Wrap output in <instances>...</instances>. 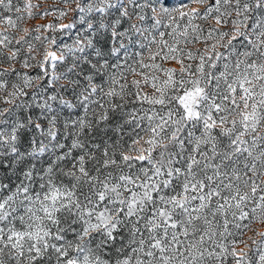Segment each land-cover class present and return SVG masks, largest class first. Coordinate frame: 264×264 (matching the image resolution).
Segmentation results:
<instances>
[{"label":"snow or ice","instance_id":"obj_1","mask_svg":"<svg viewBox=\"0 0 264 264\" xmlns=\"http://www.w3.org/2000/svg\"><path fill=\"white\" fill-rule=\"evenodd\" d=\"M174 2L158 10L155 0H75L82 32L59 54L45 50L41 74L0 70V125L13 117L0 127V264H252L243 235L264 222V0H192L207 5L202 14ZM32 7L25 4L29 16ZM0 9L12 12L13 0ZM177 15L187 18L182 30ZM162 16L171 44L152 31ZM196 19L214 21L207 35ZM3 22L16 27L11 16ZM202 38L214 42L185 57L179 45ZM10 44L0 35V48ZM32 52L29 44L25 69ZM157 56L179 63V78ZM126 73L150 82L153 94L139 91V79L135 94L127 91ZM133 95L149 107L127 110ZM108 131L129 136L126 150ZM248 239L264 264V239Z\"/></svg>","mask_w":264,"mask_h":264},{"label":"rangeland","instance_id":"obj_2","mask_svg":"<svg viewBox=\"0 0 264 264\" xmlns=\"http://www.w3.org/2000/svg\"><path fill=\"white\" fill-rule=\"evenodd\" d=\"M83 3H87V0H82ZM143 2V0H141ZM26 3H31L33 7L30 9L32 12V15L29 16L28 12L29 9L25 8ZM181 3L187 4V8L185 10H190L192 8L199 9L200 13L202 14L205 10L207 5H202L199 3H194L192 0H175L174 4L170 3L171 6L179 7ZM208 4H213L214 0H207ZM155 4L157 9L159 10L161 6V0H155ZM75 0H69V3H65L64 0H13V11L12 12H5L3 9H0V35H7L10 40L11 44L7 48H0V52L3 53V51H6L7 54L0 55V58L7 59V56L10 54V52L14 49H19V55L15 61H10L7 59L8 62L6 63H0V70L2 69H8V68H15L17 71L20 72H28L29 75L35 76L38 74H41L40 68L37 66V62L42 59L43 53L45 50H50L57 52L59 54L60 46L63 44H71L72 39L70 37H75L77 32H82V22L80 20V13L78 11H72L70 9H75ZM19 7L21 11L17 13L15 11V8ZM131 10V9H130ZM64 11L66 14L61 16L60 12ZM149 17L153 15L150 11L147 13ZM5 16H11L14 21H16V27H12L11 25L7 24L6 22H3V17ZM177 20H179L180 28L182 30L183 26L187 24V18H179L177 15ZM162 19V26L158 29H153V33L155 34L156 38L159 39V32H165L166 35L164 37L165 40H167L170 44L172 43V38L167 35L168 32L172 31V27L165 28L163 27V24L170 23L167 17H161ZM135 17H133L132 21L125 22L123 27H127L128 23H134ZM72 23L76 25L75 28L68 30V29H60L59 25L61 24H68ZM151 23V20L148 21V24L140 25L141 27L147 28L149 24ZM194 23L201 26L203 30V35H207V29L210 26H214V21L212 20H203V19H196L194 20ZM47 25H54L56 26L55 30L52 28L46 27ZM176 25H173L175 27ZM27 30V31H26ZM224 30H227L225 28ZM20 37H24L25 43H17V40L20 39ZM36 37H40V39H36ZM56 40L55 45H51L52 39ZM142 40L144 44L147 45V41L143 40L142 38H139ZM151 39V37H149ZM214 41L208 40L207 42L202 38L198 42L192 43V44H180L179 47L183 49L185 57L188 51H192L195 55H199L205 50L206 44L210 46ZM29 44L33 45V52L32 55H34L35 59H30V64L32 65L31 68L25 69L22 66V61L29 55L28 53V46ZM152 51H157V46L155 44L150 46ZM134 51H139V48H134ZM223 51V49H219ZM163 51H167L164 49ZM123 54L121 53V56ZM143 57L145 63H152L151 60L148 59L149 52L147 48L143 50ZM135 59H139V57H136ZM115 62V61H113ZM156 63L161 64L163 67H170L175 68L177 70V78H179V63H177L175 60H163L161 56H157L155 59ZM185 64H193L195 65L198 61L197 60H188L184 59ZM128 64H132L133 66L138 68V65L134 63L133 59L128 60ZM66 65H59L57 68V71H63ZM138 70H140L138 68ZM219 69H217L218 71ZM50 71V68H49ZM143 71L145 74L151 76L153 74L159 76L162 79H164V74L162 72H158L155 70H149V69H143L140 70ZM9 79L10 83L12 82H18L15 75L10 73L6 77ZM133 79H139L141 80V85L139 88V91L142 94L152 95L154 92V89L151 86V83H145L142 79V77L135 75L133 73H126V81L122 80L121 82H127L128 83V89L127 91L132 92L135 94V92L138 90L135 86L131 84V81ZM99 82V81H98ZM126 99L129 101L127 104V110H131L133 107L135 108H141L142 106L147 108L149 105L141 104L140 101L135 100L134 95L126 97ZM119 102V101H117ZM1 107H7L5 104H1ZM159 107V106H157ZM71 110H66L65 115H68V113ZM77 112H80L81 110L77 109ZM20 113H18L19 115ZM75 118V116H73ZM13 120V117L7 116L5 117L6 123L4 125H0V127H10L11 121ZM113 128H115V124L112 125ZM129 132L128 126L124 127V133ZM199 130H197L198 134ZM143 135V133H141ZM110 138V142H115L117 140H120L121 143H130V138L128 135H124L120 132L116 131H108L107 137ZM67 143L70 144V140L67 141ZM78 154V153H77ZM260 180L264 181V175L260 176ZM264 231V222L259 221H252L249 224V228L247 231L244 232L243 239L248 243L249 248L246 249L248 251L249 257L252 261V264H256V259L258 255V250L256 245L251 244V240H249V237H252L256 240H261L264 238H261L256 235L257 232ZM237 249L244 248V244H238ZM227 264H234V262L229 258L227 261Z\"/></svg>","mask_w":264,"mask_h":264},{"label":"trees","instance_id":"obj_3","mask_svg":"<svg viewBox=\"0 0 264 264\" xmlns=\"http://www.w3.org/2000/svg\"><path fill=\"white\" fill-rule=\"evenodd\" d=\"M25 39V38H24ZM26 41L25 40H23L21 43H25ZM3 53L6 55L7 54V52L6 51H3ZM6 62H8L7 61V59H3V58H0V63H6ZM40 72L42 73V70L40 69ZM0 108H2L1 107V104H0ZM20 116H23L24 115V113L23 112H20V114H19ZM123 145H124V148H125V150H126V148H127V144L128 143H122ZM5 171H6V169H5ZM13 179H15V177H13ZM105 258H107V257H105Z\"/></svg>","mask_w":264,"mask_h":264}]
</instances>
